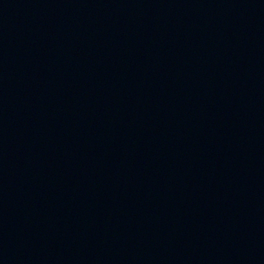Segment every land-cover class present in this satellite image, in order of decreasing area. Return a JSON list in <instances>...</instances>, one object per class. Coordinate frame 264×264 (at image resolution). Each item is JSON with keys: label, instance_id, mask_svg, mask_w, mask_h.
Instances as JSON below:
<instances>
[{"label": "water", "instance_id": "95a60500", "mask_svg": "<svg viewBox=\"0 0 264 264\" xmlns=\"http://www.w3.org/2000/svg\"><path fill=\"white\" fill-rule=\"evenodd\" d=\"M0 264H264V0H0Z\"/></svg>", "mask_w": 264, "mask_h": 264}]
</instances>
